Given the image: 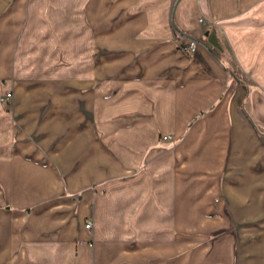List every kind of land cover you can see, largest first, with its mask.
<instances>
[{"label": "crops", "instance_id": "0c3cea01", "mask_svg": "<svg viewBox=\"0 0 264 264\" xmlns=\"http://www.w3.org/2000/svg\"><path fill=\"white\" fill-rule=\"evenodd\" d=\"M0 264H264V0H0Z\"/></svg>", "mask_w": 264, "mask_h": 264}, {"label": "built area", "instance_id": "2783aa9c", "mask_svg": "<svg viewBox=\"0 0 264 264\" xmlns=\"http://www.w3.org/2000/svg\"><path fill=\"white\" fill-rule=\"evenodd\" d=\"M200 22L203 23L205 26L208 25V23L204 20V18L200 19ZM198 47V42L195 39H189L188 42L184 45H182V50L184 52H193L196 50V48ZM13 98V93H8L7 96L5 98H3L2 100H10ZM164 140H170L171 137L170 136H164L163 137ZM86 228L88 230H92L93 229V222L89 221L86 223Z\"/></svg>", "mask_w": 264, "mask_h": 264}, {"label": "rangeland", "instance_id": "374dc122", "mask_svg": "<svg viewBox=\"0 0 264 264\" xmlns=\"http://www.w3.org/2000/svg\"><path fill=\"white\" fill-rule=\"evenodd\" d=\"M8 93H13V90H12V85L10 84V82H6L4 84V90L2 92V96H1V101L2 103L4 104V108L6 109V111L8 112H12L13 108H14V93H13V98L10 99V100H5L3 101L2 99L5 98L7 96ZM96 128L98 129L99 126L96 125ZM13 145V144H12ZM4 147V146H2ZM30 255L31 257H34L35 256V253L34 251H30ZM33 259V258H32ZM34 260V259H33Z\"/></svg>", "mask_w": 264, "mask_h": 264}, {"label": "water", "instance_id": "95a60500", "mask_svg": "<svg viewBox=\"0 0 264 264\" xmlns=\"http://www.w3.org/2000/svg\"><path fill=\"white\" fill-rule=\"evenodd\" d=\"M191 39H193V38H191Z\"/></svg>", "mask_w": 264, "mask_h": 264}]
</instances>
